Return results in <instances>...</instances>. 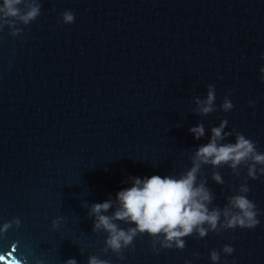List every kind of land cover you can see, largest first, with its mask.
I'll return each instance as SVG.
<instances>
[{"label": "water", "instance_id": "obj_1", "mask_svg": "<svg viewBox=\"0 0 264 264\" xmlns=\"http://www.w3.org/2000/svg\"><path fill=\"white\" fill-rule=\"evenodd\" d=\"M36 2L34 20L0 26V262L212 264L215 250L217 264H264V173L250 178L247 162L202 164L197 182L211 191L210 208L246 185L259 220L252 229L218 224L184 237L182 249L138 233L114 252L90 213L112 199L111 215L131 176L186 172L222 121L231 133L223 142L242 133L264 152V0ZM209 85L215 108L201 114L196 100ZM198 124L204 135L195 139L189 128Z\"/></svg>", "mask_w": 264, "mask_h": 264}, {"label": "clouds", "instance_id": "obj_2", "mask_svg": "<svg viewBox=\"0 0 264 264\" xmlns=\"http://www.w3.org/2000/svg\"><path fill=\"white\" fill-rule=\"evenodd\" d=\"M24 3L25 0H0V26H11L17 19L23 24H28L39 15L40 6L36 0L27 3L22 10L20 6ZM9 17L14 19L10 20ZM73 21L74 13L66 10L62 14V22L71 24ZM260 71L264 72V68ZM261 79L264 80V77ZM214 101V87L209 85L206 97L196 100L199 113L212 112L215 108ZM221 107L228 111L233 104L225 97ZM225 124L226 121H222L210 129L208 142L197 147L192 166L183 174L129 177L127 181H122L127 183V187L115 193L116 207L111 215L105 213L113 207L112 199L91 205L93 230L103 229L107 233V248L119 252L121 248L130 245L138 233H147L149 237L157 238L161 248L182 249L185 244L183 238L194 232L197 237L202 238L208 231L215 230L218 224L227 228L252 229L259 223L256 205L248 198L249 189L246 185L239 188L238 194L228 198L225 207L210 208L213 195L206 182H197V173L202 164H211L213 167L226 164L235 170L242 162H247V175L250 178L255 179L257 172L264 173V152L258 151L255 143L242 133H236L234 141L223 142L225 137L231 134L223 131ZM189 131L195 139L204 135L202 124L190 127ZM212 179L216 183H222L219 173H213ZM116 220H122L132 226L121 228ZM58 223V220H54L53 228ZM4 227L7 228V225ZM222 250L230 254L233 247L224 245ZM209 259L212 264H217L219 253L211 250ZM65 264H76V261L74 258H68ZM88 264H108V261L91 256ZM185 264L191 262L186 260Z\"/></svg>", "mask_w": 264, "mask_h": 264}, {"label": "rangeland", "instance_id": "obj_3", "mask_svg": "<svg viewBox=\"0 0 264 264\" xmlns=\"http://www.w3.org/2000/svg\"><path fill=\"white\" fill-rule=\"evenodd\" d=\"M0 263H2V262H0ZM2 264H4V263H2Z\"/></svg>", "mask_w": 264, "mask_h": 264}, {"label": "trees", "instance_id": "obj_4", "mask_svg": "<svg viewBox=\"0 0 264 264\" xmlns=\"http://www.w3.org/2000/svg\"><path fill=\"white\" fill-rule=\"evenodd\" d=\"M0 264H2V263H0Z\"/></svg>", "mask_w": 264, "mask_h": 264}]
</instances>
